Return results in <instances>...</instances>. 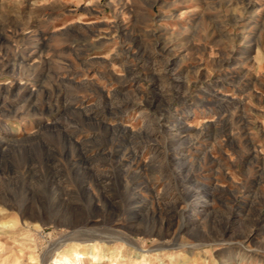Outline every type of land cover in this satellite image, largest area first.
Segmentation results:
<instances>
[{
    "label": "rangeland",
    "instance_id": "1",
    "mask_svg": "<svg viewBox=\"0 0 264 264\" xmlns=\"http://www.w3.org/2000/svg\"><path fill=\"white\" fill-rule=\"evenodd\" d=\"M74 223L95 264H264V0H0V264Z\"/></svg>",
    "mask_w": 264,
    "mask_h": 264
},
{
    "label": "bare ground",
    "instance_id": "2",
    "mask_svg": "<svg viewBox=\"0 0 264 264\" xmlns=\"http://www.w3.org/2000/svg\"><path fill=\"white\" fill-rule=\"evenodd\" d=\"M210 124V123H209ZM205 125V124H204ZM206 129V128H205ZM201 132V131H200ZM200 135V134H198ZM203 135V134H202ZM182 142V141H181ZM191 142V141H190ZM172 144V143H171ZM255 154V153H254ZM132 182V181H131ZM191 188V187H190ZM187 190V189H186ZM191 193V192H190ZM194 197V196H193ZM90 223L86 222L84 224L85 227H87ZM72 227V235L76 236L78 238H70L69 240H82L84 242H88L89 246L91 247L90 250L87 253H81V252H75V255L73 258L68 257L67 255L63 258V261H55V264H82V258L85 257L86 254H91V257L93 258V262L92 264H95L98 262V259L96 257V250L94 248V244L92 243L95 240V236H92L89 232L78 228L79 224L78 223H74L71 224ZM81 236H86L87 238H79ZM61 249V246L59 247ZM59 248L55 249V251L59 250ZM54 251V250H53ZM50 251L49 255L46 256V258L50 257V253L53 252ZM110 253V252H109ZM52 254V253H51ZM62 255V254H61ZM46 263V261H45ZM112 264H117V263H112Z\"/></svg>",
    "mask_w": 264,
    "mask_h": 264
}]
</instances>
